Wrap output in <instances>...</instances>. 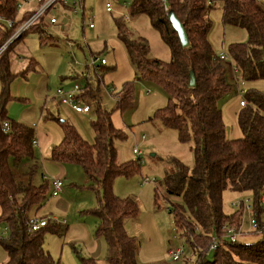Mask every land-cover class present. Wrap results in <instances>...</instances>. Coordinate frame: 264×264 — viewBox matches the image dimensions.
Masks as SVG:
<instances>
[{
	"label": "trees",
	"instance_id": "1",
	"mask_svg": "<svg viewBox=\"0 0 264 264\" xmlns=\"http://www.w3.org/2000/svg\"><path fill=\"white\" fill-rule=\"evenodd\" d=\"M129 3V14H147L170 50L168 61L150 58L147 39L132 35L122 19H115L117 36L127 50L137 78L160 86L168 95L167 105L158 109L154 118L175 128L181 141L193 143V167L189 169L170 158L171 168L165 171L162 180L167 194L179 198L169 201L168 211L179 235L193 248V264H264V229L253 242L238 239L232 242L224 227H238L243 208L238 206L231 213L222 210L225 189L249 191L250 210L259 226H264V94L251 88L245 92L247 103L237 114L241 135L227 138L217 102L232 91V85L226 64L209 41L210 11L219 3L222 23L242 27L247 32L245 42L231 43L228 48L232 64L244 81L264 80V4L261 0H129ZM17 4V0H0V14L16 18L12 27L0 29V44L29 12L26 9L18 17ZM169 11L183 24L188 45L180 44L168 18ZM45 25L39 22L26 31L43 34ZM23 34L0 55V221L6 229V236L0 237L6 259L0 264H58L43 244L44 233L50 227L48 221L37 231L27 226L32 216L30 210L39 208L45 199L46 183L22 184L16 181L11 169V165L23 159H34L38 145L34 137L36 125L10 120L4 108L11 99V82L35 66V60L29 58L25 69L13 71L15 46ZM191 73L195 79L192 86ZM77 94L76 99L80 100V91ZM132 96V84H125L117 106L123 109ZM2 121H9L7 131L2 128ZM60 123L63 136L52 149V159L81 165L90 185L100 193L99 204L92 212L97 222L95 234L103 237L107 245V264H137L136 240L124 229V221L136 217L137 203L131 197L119 198L112 191L116 175H128L138 168L137 162L119 163L116 159L115 140L123 137L121 131L113 126L109 112L99 106L91 122L92 143L66 120ZM55 227L51 225V229ZM212 236L218 240V247L209 258L207 248ZM82 261L97 264L92 258Z\"/></svg>",
	"mask_w": 264,
	"mask_h": 264
},
{
	"label": "rangeland",
	"instance_id": "2",
	"mask_svg": "<svg viewBox=\"0 0 264 264\" xmlns=\"http://www.w3.org/2000/svg\"><path fill=\"white\" fill-rule=\"evenodd\" d=\"M261 1L264 4V0ZM107 2L110 11L105 9ZM129 4V0H83L84 15L80 8L73 13L69 7L61 6L57 10L61 24L47 23L43 34L26 31L15 46L13 71L25 69L29 58L35 60V66L11 82V99L4 108L10 120L36 125L34 137L38 145L34 149L35 160L23 159L11 165V169L17 182L46 183L44 201L39 208L31 209L29 215L48 221L50 227L44 233L43 244L58 264H83L82 258L107 264V245L103 237L95 234L97 222L92 212L99 204L100 193L90 185L81 165L52 159V149L63 136L60 120L73 125L88 142L94 141L91 122L98 106L109 112L113 126L122 133L123 137L115 140L117 161L138 163L131 174L116 175L112 184L114 195L131 197L138 206L136 217L124 221L126 233L137 243V264H193L195 260L192 246L179 235L168 211L169 201H179V198L167 194L162 184L165 171L171 168L168 159H177L189 169L193 167V143L181 141L175 128L154 118L157 110L167 105L168 95L160 86L137 78L127 50L117 36L115 19H122L132 35L147 39L150 58L168 61L170 50L147 14L130 15ZM27 6L23 5L18 17ZM221 12L219 3L210 11L209 41L215 53L223 50L227 55L224 63L232 91L219 98L217 104L226 137L238 138L241 135L237 122L239 101L246 98L235 86L228 48L231 43L245 42L247 32L242 27L223 24ZM90 21L92 27H88ZM91 57L96 58L95 65L90 64ZM100 59L105 63L100 64ZM74 84L80 87V102L89 107L87 113L75 112L55 95L57 89L67 90ZM125 84H132L133 96L131 102L120 109L117 100ZM240 87L264 94L261 79L244 81ZM134 148L137 154L133 153ZM55 177H60L62 190L52 195L51 182ZM239 200H249L251 204L252 195L249 191L225 189L222 210L234 212L237 207L233 202ZM241 216L244 234L238 236V240L253 242L258 238L257 233H251L249 224L253 213L243 208ZM51 225L57 227L51 229ZM4 228L0 221V237L6 236ZM178 247L182 248V253L177 260H172L171 252ZM212 253L209 252V258ZM5 259L6 253L0 246V263Z\"/></svg>",
	"mask_w": 264,
	"mask_h": 264
},
{
	"label": "built area",
	"instance_id": "3",
	"mask_svg": "<svg viewBox=\"0 0 264 264\" xmlns=\"http://www.w3.org/2000/svg\"><path fill=\"white\" fill-rule=\"evenodd\" d=\"M26 4L27 9H29V12L26 14L27 16L19 22V24L14 28L13 33L8 37L4 42L0 44V55L5 51V49L8 47V45L17 37H19L21 34H23L29 27L32 25L43 22V23H49V24H61L60 18L57 13L58 8L61 6H67L69 7L73 13H76L78 8L81 9V13H84L83 10V2L82 0H23V3L17 4V11L23 7V5ZM105 9L107 11H110V4L107 2L105 4ZM90 20V18H89ZM16 21L15 17L12 18H6L3 15L0 14V29H8L14 25V22ZM93 24L91 21L88 23V27H92ZM70 45H73L72 42L69 43ZM216 55L219 57V59L225 60L227 59V55L222 50L219 53H216ZM20 60V58H18ZM100 64L105 63L103 59H100ZM96 58L91 57L90 64L95 65ZM232 73L235 75V86L237 88V91L239 94L242 95V93L245 94V90L240 87L244 83L243 78L240 76L238 69L232 64L231 65ZM241 79L239 80L238 77ZM81 92L80 87L77 84H74L70 89L64 90L62 88L57 89L56 95L60 98L61 103L69 104L71 108L78 113H87L89 111V107L86 104H82L80 100H77L76 94L78 92ZM247 101L241 99L239 101L240 106L246 105ZM1 110V105H0ZM2 128L7 131L10 127L9 121H2L1 122ZM36 142V140H33V143ZM133 153L137 154L138 151L136 148L133 149ZM52 195H57L59 191L62 190V181L60 177H55L52 182ZM249 200L245 201H235L233 202V205L238 207L242 206V208L250 210V204L248 203ZM262 207L264 208V200H262ZM47 221L45 219L31 216L28 218L27 226L29 230L31 231H37L41 227L45 226ZM250 228L252 231L256 233H262L264 226H259L256 218L253 216L249 220ZM242 222H240L238 227L234 226H225V235L230 241H236L238 239V236L241 234L243 235L244 232L241 228ZM6 232V229H4ZM218 247V240L215 236H212L211 243L209 244L207 251H215ZM182 253V248L178 247L174 251L171 252V259L177 260Z\"/></svg>",
	"mask_w": 264,
	"mask_h": 264
},
{
	"label": "water",
	"instance_id": "4",
	"mask_svg": "<svg viewBox=\"0 0 264 264\" xmlns=\"http://www.w3.org/2000/svg\"><path fill=\"white\" fill-rule=\"evenodd\" d=\"M168 18L171 22L173 29L176 31V33L178 35L180 44L182 46L188 45V43H189L188 36H187V33L184 29L183 24L177 19V17L174 15V13L172 11L168 12ZM194 82H195V79H194L193 73H191L189 84L192 86V85H194Z\"/></svg>",
	"mask_w": 264,
	"mask_h": 264
},
{
	"label": "crops",
	"instance_id": "5",
	"mask_svg": "<svg viewBox=\"0 0 264 264\" xmlns=\"http://www.w3.org/2000/svg\"><path fill=\"white\" fill-rule=\"evenodd\" d=\"M17 60H18V59H17ZM20 60H21V59H20ZM17 62H20V61L18 60ZM28 125H29V124H28ZM31 125H32V124H31ZM33 125H34V124H33ZM29 126H30V125H29ZM32 216H35V215H32ZM4 229H5V228H4ZM88 237H89L88 240H90V239H91V234H89Z\"/></svg>",
	"mask_w": 264,
	"mask_h": 264
}]
</instances>
